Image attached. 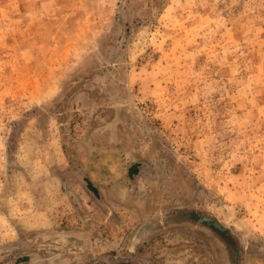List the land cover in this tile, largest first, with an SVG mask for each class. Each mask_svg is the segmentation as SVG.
Masks as SVG:
<instances>
[{
	"label": "rangeland",
	"instance_id": "374dc122",
	"mask_svg": "<svg viewBox=\"0 0 264 264\" xmlns=\"http://www.w3.org/2000/svg\"><path fill=\"white\" fill-rule=\"evenodd\" d=\"M179 206L264 264V0H0V264H214Z\"/></svg>",
	"mask_w": 264,
	"mask_h": 264
},
{
	"label": "flooded vegetation",
	"instance_id": "af4514ba",
	"mask_svg": "<svg viewBox=\"0 0 264 264\" xmlns=\"http://www.w3.org/2000/svg\"><path fill=\"white\" fill-rule=\"evenodd\" d=\"M159 217L158 228L187 229L200 234V242H206L213 253L211 260L214 264H243L249 245L241 236L211 215L192 207L179 206L163 210ZM126 258L130 259L119 257L114 264H136Z\"/></svg>",
	"mask_w": 264,
	"mask_h": 264
}]
</instances>
